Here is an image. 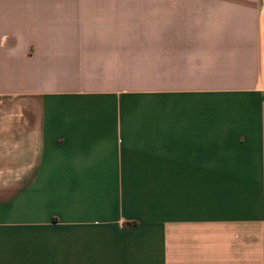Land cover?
I'll return each instance as SVG.
<instances>
[{
    "label": "crops",
    "instance_id": "crops-1",
    "mask_svg": "<svg viewBox=\"0 0 264 264\" xmlns=\"http://www.w3.org/2000/svg\"><path fill=\"white\" fill-rule=\"evenodd\" d=\"M0 264H264V0H0Z\"/></svg>",
    "mask_w": 264,
    "mask_h": 264
}]
</instances>
